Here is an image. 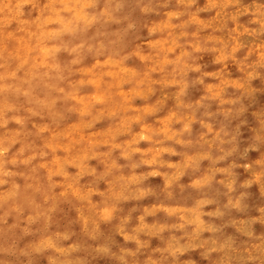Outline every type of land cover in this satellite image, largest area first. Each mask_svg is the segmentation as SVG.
<instances>
[{
  "label": "clouds",
  "instance_id": "9594fccd",
  "mask_svg": "<svg viewBox=\"0 0 264 264\" xmlns=\"http://www.w3.org/2000/svg\"><path fill=\"white\" fill-rule=\"evenodd\" d=\"M0 264H264V0H0Z\"/></svg>",
  "mask_w": 264,
  "mask_h": 264
}]
</instances>
